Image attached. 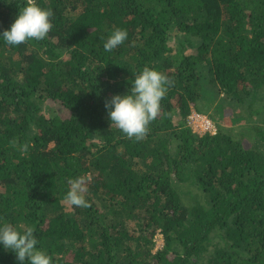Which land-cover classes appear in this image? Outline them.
I'll return each mask as SVG.
<instances>
[{
    "label": "trees",
    "instance_id": "1",
    "mask_svg": "<svg viewBox=\"0 0 264 264\" xmlns=\"http://www.w3.org/2000/svg\"><path fill=\"white\" fill-rule=\"evenodd\" d=\"M25 2L0 0V32ZM37 2L46 38L0 40V220L54 264H264V0ZM145 66L172 83L136 140L104 103ZM77 177L86 208L65 200Z\"/></svg>",
    "mask_w": 264,
    "mask_h": 264
},
{
    "label": "clouds",
    "instance_id": "2",
    "mask_svg": "<svg viewBox=\"0 0 264 264\" xmlns=\"http://www.w3.org/2000/svg\"><path fill=\"white\" fill-rule=\"evenodd\" d=\"M52 16V10L42 7L37 0H26L10 27L0 32V40L9 46L43 40L53 27ZM127 37L126 29L113 28L103 41L104 50H114ZM133 77L128 82L130 87L127 91L106 98L104 107L111 126L114 125L129 138L141 140L147 134L149 124L159 115L161 100L172 81L164 73L148 66L133 73ZM20 150L27 152L28 145H20ZM69 184L65 200L70 205L88 207L89 202L84 195L87 189L82 178H73ZM38 245L33 228L20 230L12 223L0 220V248L11 251L19 264H54L53 257Z\"/></svg>",
    "mask_w": 264,
    "mask_h": 264
},
{
    "label": "built area",
    "instance_id": "3",
    "mask_svg": "<svg viewBox=\"0 0 264 264\" xmlns=\"http://www.w3.org/2000/svg\"><path fill=\"white\" fill-rule=\"evenodd\" d=\"M187 124L194 132L199 134H204L206 132L213 134L215 131L212 122L208 118L194 111L187 117Z\"/></svg>",
    "mask_w": 264,
    "mask_h": 264
},
{
    "label": "rangeland",
    "instance_id": "4",
    "mask_svg": "<svg viewBox=\"0 0 264 264\" xmlns=\"http://www.w3.org/2000/svg\"><path fill=\"white\" fill-rule=\"evenodd\" d=\"M204 116V115H203ZM204 117H206V116H204ZM207 118V117H206ZM154 242H155V246H154V249H153V251H156V250H158V249H160L161 247H162V237H161V235L160 234H157L156 236H155V239H154Z\"/></svg>",
    "mask_w": 264,
    "mask_h": 264
}]
</instances>
